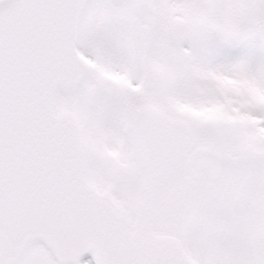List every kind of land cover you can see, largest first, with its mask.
I'll return each mask as SVG.
<instances>
[{
  "label": "snow or ice",
  "instance_id": "1",
  "mask_svg": "<svg viewBox=\"0 0 264 264\" xmlns=\"http://www.w3.org/2000/svg\"><path fill=\"white\" fill-rule=\"evenodd\" d=\"M93 260L264 264V0H0V264Z\"/></svg>",
  "mask_w": 264,
  "mask_h": 264
}]
</instances>
